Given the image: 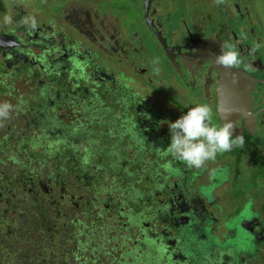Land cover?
<instances>
[{"label": "flooded vegetation", "instance_id": "af4514ba", "mask_svg": "<svg viewBox=\"0 0 264 264\" xmlns=\"http://www.w3.org/2000/svg\"><path fill=\"white\" fill-rule=\"evenodd\" d=\"M0 12V102L14 106L0 124L5 252L17 241L46 248L54 264H81L84 252L94 264H264V0H0ZM33 34L52 53L28 64ZM150 41L156 57L146 50ZM221 45L239 52L240 68L212 62ZM161 69L172 73V91L157 83ZM198 104L245 139L226 152L234 179L216 181L226 187L225 211L245 215L230 224L250 243L239 258L232 243L208 249L195 220L208 215L195 187L209 167L183 174L158 150L171 142L166 121ZM251 192L261 212L237 207ZM45 233L68 241L56 238L51 251ZM7 256L0 264H10ZM33 257L17 264H35Z\"/></svg>", "mask_w": 264, "mask_h": 264}, {"label": "rangeland", "instance_id": "374dc122", "mask_svg": "<svg viewBox=\"0 0 264 264\" xmlns=\"http://www.w3.org/2000/svg\"><path fill=\"white\" fill-rule=\"evenodd\" d=\"M1 7H4V4L1 3ZM19 11V8H16L14 10V15H17V12ZM115 15L119 16V18L121 20L124 21L123 25H127L128 19L126 17H123V11L116 9L115 10ZM3 21V16L1 15L0 12V22ZM161 23L167 27L170 28L171 25H173L174 21L171 19H161ZM29 43L30 44H26V49L29 51V53L26 54V60L27 63H29V61L35 60L37 59L38 56H46L47 58L51 57V53L47 51V47L44 48H39L38 46L40 45H47L48 41L47 39H45L43 36L39 35V34H33L30 35V39H29ZM33 44V45H32ZM36 45V46H34ZM149 46L146 50L148 52L149 55L151 56H155L157 55V51L153 48V42L150 41ZM24 64V63H23ZM26 65V64H25ZM157 76H158V81L157 83L162 82V84L165 85L166 87V91H172V88H175L169 81L168 76L172 75L171 72L165 71L163 69H161L160 71L157 72ZM136 81L138 83L141 84L139 78L137 76H135L133 82ZM151 87H153L154 89H156V81H152L151 82ZM176 91H173V94H175ZM186 101L190 102V100L187 98ZM175 121V120H174ZM213 124L218 125L219 121L218 119L214 116L213 117ZM222 125V124H220ZM223 156V159L225 160L226 158L230 157V154H218L216 157V163L213 164L214 161H208L206 163V165L204 166L205 170L204 172L207 174L208 173V167H209V174L205 177L204 180H202L200 178V181L196 182V193L202 197H205V211L208 212V215H206L204 217H199L198 219H195L196 221H202L203 223V233L205 234V246L208 247V249H221L223 248V245H230L229 243H232L235 247V256L237 258H239L241 255L240 253L243 255L246 253L247 248H249L250 243L248 242L247 244L245 243H241V235L243 232H245V229H243V231L239 232L238 229L235 231L231 230V225L233 222L234 223H239L242 224L241 221L244 218L245 215H241L240 213H233L231 211H225L224 206H223V198L226 197L227 191H226V187L223 186V184L221 182L216 183V181H221L224 177L226 178L227 176L231 177L232 179H234V176L236 174V170H234V172H232V169L229 170V166H228V162L225 160L223 162L220 161L221 157ZM48 164L46 165V167L44 168V170H48L51 171L52 170V166L51 163L49 162V160L47 159ZM178 164H181V169L180 171H182L183 174H186L188 168L187 166L179 161L176 160ZM211 162V164H209ZM42 163V161H40V164ZM209 165V166H208ZM194 169V168H193ZM212 169H216L217 170V178L213 179L210 177V172ZM202 173V171H200ZM39 174H37L38 178L46 180V176H41L40 175V171L38 172ZM241 175H244L245 177H247L246 172L241 173ZM195 176H199L198 173H195ZM254 181V178L251 179V182ZM243 188L247 189L246 186H242ZM264 196V192L262 193ZM208 196V197H207ZM154 197V196H153ZM234 198V196H233ZM226 199V198H225ZM246 200H249V204L245 203V204H239L237 203V207L241 206V207H247L248 210L247 211H251L252 209H254L255 211H260L258 210V206L255 205V203L257 202V198L254 196V192L249 193L248 195L245 196ZM208 209V210H207ZM210 211L213 213V216L210 215ZM214 211V212H213ZM264 211V209H263ZM261 212V211H260ZM244 213V212H243ZM234 218V219H233ZM244 221V220H243ZM116 222V220H115ZM136 225V223L134 224ZM235 228V227H234ZM132 230H134V228H132ZM234 230V229H233ZM198 236L201 235L200 232L197 233ZM192 237H194V234L192 235ZM198 241H201V239L199 238ZM7 246L6 245H2L0 244V260L6 255L5 253V248ZM99 256L101 257V254H99ZM258 262V260L256 261Z\"/></svg>", "mask_w": 264, "mask_h": 264}, {"label": "clouds", "instance_id": "9594fccd", "mask_svg": "<svg viewBox=\"0 0 264 264\" xmlns=\"http://www.w3.org/2000/svg\"><path fill=\"white\" fill-rule=\"evenodd\" d=\"M216 5L225 0H214ZM34 27L36 21H31ZM212 62L220 68H240L242 61L239 52L231 46L221 45L219 54L213 56ZM238 83V77H233ZM14 106L8 102H0V124L11 118ZM213 110L208 104H198L188 108L174 122L166 121L171 134V142L166 149L158 150L163 155H171L183 162L188 168L201 170L208 161H215L218 154L242 148L245 143L243 135L234 136L235 125L226 119L222 125L213 124ZM210 177L217 178V170L212 169Z\"/></svg>", "mask_w": 264, "mask_h": 264}, {"label": "trees", "instance_id": "16d2710c", "mask_svg": "<svg viewBox=\"0 0 264 264\" xmlns=\"http://www.w3.org/2000/svg\"><path fill=\"white\" fill-rule=\"evenodd\" d=\"M33 157L38 158V154H35ZM27 166H30V160L27 163ZM18 222V221H17ZM16 222V223H17ZM21 223V222H20ZM44 229V228H43ZM42 238L46 239V246L52 251L51 246L49 245L50 243L56 244L57 246L60 245L61 242H66L68 241L65 236L61 235L60 233H53L52 235H48L47 233L41 235ZM56 238L60 239V241L55 240ZM49 240V243L47 241ZM42 242V240H41ZM14 243V244H13ZM18 245H15V244ZM9 252H5L6 255V261L7 259L9 260L10 264H17L19 261L25 260L26 259V254L28 255V260L30 257V254L33 255L34 257V263L35 264H54L55 257H51V255H48V252H44L43 247H37L35 244H31V246L22 245L21 243H18L17 241H10L9 242ZM22 247V248H21ZM28 247V250L26 251L25 248ZM25 251V253H24ZM14 254V255H13ZM81 256V264H94L92 259L84 252L83 255ZM12 258L17 259L18 261H14Z\"/></svg>", "mask_w": 264, "mask_h": 264}, {"label": "water", "instance_id": "95a60500", "mask_svg": "<svg viewBox=\"0 0 264 264\" xmlns=\"http://www.w3.org/2000/svg\"><path fill=\"white\" fill-rule=\"evenodd\" d=\"M262 29H263V34H264V28H262ZM151 30L153 31V30H157V29H156L153 25H151ZM153 33H154V32H153ZM231 71H232V70H231ZM224 91H225V90H224ZM226 94H227V97H228L230 93H229V92H226ZM223 95H224V92H223ZM223 104H224V105H223V111H224V110H226V105H227V103H225L224 100H223ZM224 113H225V112H224ZM232 114H233V113H232ZM243 114H244V113H243ZM243 114H242V116H245V115H243ZM226 115H228V114H226ZM230 115H231V113H230ZM228 116H229V115H228ZM225 119H226V118H225ZM223 123H224V115H223Z\"/></svg>", "mask_w": 264, "mask_h": 264}]
</instances>
